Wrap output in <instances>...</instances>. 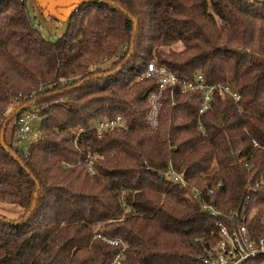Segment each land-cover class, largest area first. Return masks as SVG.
Wrapping results in <instances>:
<instances>
[{
    "label": "trees",
    "instance_id": "trees-1",
    "mask_svg": "<svg viewBox=\"0 0 264 264\" xmlns=\"http://www.w3.org/2000/svg\"><path fill=\"white\" fill-rule=\"evenodd\" d=\"M151 63L240 98L200 114V91L168 88L152 126ZM24 114L41 119L30 144ZM0 202L22 209L0 216V264H108L121 246L107 240L120 264H203L246 202L264 233V2L80 0L50 41L25 0H0Z\"/></svg>",
    "mask_w": 264,
    "mask_h": 264
},
{
    "label": "built area",
    "instance_id": "built-area-1",
    "mask_svg": "<svg viewBox=\"0 0 264 264\" xmlns=\"http://www.w3.org/2000/svg\"><path fill=\"white\" fill-rule=\"evenodd\" d=\"M142 77L153 78L157 82L158 89L148 97V104L151 106L149 119L152 126L156 125L158 110L160 108L159 98L161 93L168 89H179L181 92L193 93L200 91L202 101L199 113L202 114L209 107V103L214 94L224 99L230 96L234 101L239 100V95L230 86H206L201 75L194 79L178 80L176 76L163 66L148 64ZM141 79V78H140ZM34 118L33 114H24L18 121L16 138L24 143H31V127L29 122ZM125 127L124 121L120 117L112 120H100L96 125L98 136L103 131H111L115 128ZM88 171L92 174L91 167ZM173 181L180 182L182 187L186 183L181 176L175 174L168 175ZM212 190H208L211 194ZM186 199L200 204L203 210H209L212 214H217L212 207L206 204L199 191L189 189L186 192ZM248 202L239 210L228 213L225 216L226 222H217L218 240L215 248L209 257L203 258V264H264V233H258L250 227V222L254 219V213L247 210ZM264 221V218L261 219ZM107 243L114 246H121L120 251L109 261L108 264H120L124 250V244L118 240H107Z\"/></svg>",
    "mask_w": 264,
    "mask_h": 264
},
{
    "label": "rangeland",
    "instance_id": "rangeland-1",
    "mask_svg": "<svg viewBox=\"0 0 264 264\" xmlns=\"http://www.w3.org/2000/svg\"><path fill=\"white\" fill-rule=\"evenodd\" d=\"M79 1L80 0H25V4L29 11L31 22L36 30L47 40L54 41L65 31L71 9ZM259 1L264 2V0ZM110 65V63H106L105 68L108 69ZM40 123L41 119L37 116L29 122L31 127V140L39 136ZM13 125L14 119H11L8 126L9 130ZM13 144L16 145L15 141ZM21 213L22 209L20 207L0 202V216L13 219L19 217Z\"/></svg>",
    "mask_w": 264,
    "mask_h": 264
}]
</instances>
